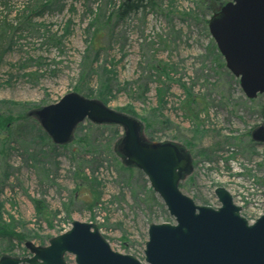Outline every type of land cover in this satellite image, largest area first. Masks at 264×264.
Masks as SVG:
<instances>
[{
    "label": "rangeland",
    "instance_id": "obj_1",
    "mask_svg": "<svg viewBox=\"0 0 264 264\" xmlns=\"http://www.w3.org/2000/svg\"><path fill=\"white\" fill-rule=\"evenodd\" d=\"M119 2L0 0V21H7L0 29V113L26 114L23 125L33 126L17 131L0 156V216L24 235L0 239V253L27 256L23 241L46 245L78 220L95 224L115 251L143 261L148 225L173 221L156 193L162 207L144 201V174L124 171L106 151L121 127L82 121L73 138L88 139L97 147L91 152L41 139L33 112L71 91L87 98L106 92L101 101L129 110L148 140L182 146L191 168L179 187L198 205L217 207L213 191L223 186L250 222L263 211L264 143L250 144L249 131L264 124L257 113L264 94L247 98L217 56L203 1L156 0L120 17ZM100 79L108 89L98 88ZM78 164L89 183L76 190ZM93 189L100 199L89 207ZM33 199L42 201L40 212ZM65 260L75 264L71 254Z\"/></svg>",
    "mask_w": 264,
    "mask_h": 264
},
{
    "label": "water",
    "instance_id": "obj_2",
    "mask_svg": "<svg viewBox=\"0 0 264 264\" xmlns=\"http://www.w3.org/2000/svg\"><path fill=\"white\" fill-rule=\"evenodd\" d=\"M217 9L208 29L226 68L247 98L264 94V0H229ZM33 115L58 145L70 142L85 119L121 127L118 152L144 174L173 221L148 225L143 261L113 250L95 224L73 220L46 245L25 240L29 255L4 254L0 264H68L67 254L74 256L75 264H264V212L249 222L223 186L214 189L219 206L198 205L179 187L191 168L190 156L176 143L149 141L136 117L75 91ZM250 136L264 143V124L254 127Z\"/></svg>",
    "mask_w": 264,
    "mask_h": 264
},
{
    "label": "trees",
    "instance_id": "obj_3",
    "mask_svg": "<svg viewBox=\"0 0 264 264\" xmlns=\"http://www.w3.org/2000/svg\"><path fill=\"white\" fill-rule=\"evenodd\" d=\"M202 1L205 5L204 8L207 10V12L210 13V17H211L212 14L218 10L217 9L218 6H220L221 4H224L225 2H227L229 0H202ZM155 3H156V0H129V1L120 0L118 6L116 8L115 13L119 17L125 16V15L129 14L130 12H135L136 10H139L141 8L152 7L155 5ZM209 18L208 19L205 18V22L208 23ZM6 25H7L6 19L0 21V29H2V27L6 26ZM0 34H1V30H0ZM216 53H217V56L219 58H221L220 53L219 52H216ZM162 74H164V75L168 74L166 67L163 68ZM99 87L104 88V89H108V86L106 84V80L100 79L99 84H98V88ZM157 93H158L159 98L161 99L162 98L161 97V95H162L161 89H157ZM96 96H97L96 97L97 99H100L102 101L107 99L106 98V92H103L101 90L98 93H96ZM188 100H189V103L187 105V110L192 112V111H194V107L192 106V104H193V101H196V98H194L193 94H190V95H188ZM116 110H119V111L124 112L126 114H128L130 112L127 109L125 111H123V109H116ZM257 113H258L260 119L262 120V122L264 123V102L258 107ZM27 117L28 116H26V114L22 115V113L17 114L16 116H13L10 113L9 114L0 113V141H1L0 156H4L6 154L5 153L6 152L5 146L10 142V139H13L14 134L17 133V131L21 130V128L25 129L27 127L26 129H29V128L31 129L33 127V126H30L28 128V125H23V122L26 120ZM13 124L15 125V127H13ZM37 130H39V133H40L39 136L42 137L41 139L45 142V144H47V145L51 144V140H50L49 136L46 134V132L43 131L39 126L37 127ZM142 130H145V128L143 126H142ZM71 141L79 144L80 146L82 145V147H86L85 151L91 152V151H95L96 150L95 148H97V147H95V145L93 143H90L89 140L84 138V137L82 138V137L75 136V138H72ZM117 142H118V140L114 143V146L112 148L110 146H106L105 149L107 152H111L112 154H115L117 157H119L121 168L124 171H127L129 174H131L133 169L136 167L133 165H128L124 162L122 156L120 155V153L117 150ZM249 143L250 144L253 143L251 136L249 138ZM178 146L183 149L182 146H180V145H178ZM3 175L6 177L7 173L4 171ZM74 175H75V178L77 179L76 180V190L79 189L81 186L85 185L86 183H89L88 182V176L85 174L83 166L81 164L77 165V168L74 171ZM91 191H92L91 200L86 202L87 205H89V207L94 206L100 199V196L97 194L96 190L93 189ZM149 200H151L153 203H157L159 206L161 205V207H162V204H160V202L158 201L155 192L149 186H147L145 184V200L144 201L146 203H148ZM32 201L36 205V208H37L36 210L38 212H40L41 210H39V207H43L42 201L37 200V199H33ZM21 235L16 234L13 231V229L11 228V226H9L8 224H5L2 221L1 216H0V239L1 240L4 238L12 239L14 236L21 239L24 237L23 234H21ZM5 253L8 254L7 251ZM1 255H3V252L0 253V256Z\"/></svg>",
    "mask_w": 264,
    "mask_h": 264
},
{
    "label": "built area",
    "instance_id": "obj_4",
    "mask_svg": "<svg viewBox=\"0 0 264 264\" xmlns=\"http://www.w3.org/2000/svg\"><path fill=\"white\" fill-rule=\"evenodd\" d=\"M259 204H261V202H260ZM261 212H262V210L258 213V215H259Z\"/></svg>",
    "mask_w": 264,
    "mask_h": 264
}]
</instances>
